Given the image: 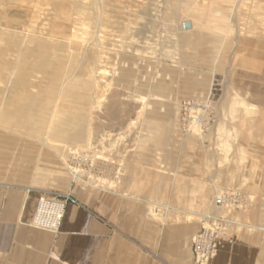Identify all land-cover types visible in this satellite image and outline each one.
Returning <instances> with one entry per match:
<instances>
[{"label":"rangeland","instance_id":"374dc122","mask_svg":"<svg viewBox=\"0 0 264 264\" xmlns=\"http://www.w3.org/2000/svg\"><path fill=\"white\" fill-rule=\"evenodd\" d=\"M0 183L75 206L86 264L131 217L264 241V0H0Z\"/></svg>","mask_w":264,"mask_h":264},{"label":"crops","instance_id":"0c3cea01","mask_svg":"<svg viewBox=\"0 0 264 264\" xmlns=\"http://www.w3.org/2000/svg\"><path fill=\"white\" fill-rule=\"evenodd\" d=\"M37 205V193L0 183V264H86L81 246L87 232L79 230L82 217L77 208L66 201L60 228L52 233L31 225ZM134 221V217L128 218L121 238L119 232H111L114 239L111 249L117 253L110 264L195 263L192 239L199 233L196 223L170 222L157 231L144 227L135 234L130 226ZM148 254H157L160 261L152 262L146 257ZM95 258L96 264H102V254H96ZM209 264H264V241L234 234Z\"/></svg>","mask_w":264,"mask_h":264},{"label":"built area","instance_id":"2783aa9c","mask_svg":"<svg viewBox=\"0 0 264 264\" xmlns=\"http://www.w3.org/2000/svg\"><path fill=\"white\" fill-rule=\"evenodd\" d=\"M235 196V194H229ZM223 193L219 201L216 200L218 208L230 210L233 206L229 202L231 196ZM232 198V197H231ZM65 202L60 199H47L41 197L38 201L36 213L31 225L37 229L58 232L64 218ZM224 226L212 224L209 228H204L193 239V252L195 254V264H208L219 251L220 241L223 239Z\"/></svg>","mask_w":264,"mask_h":264},{"label":"bare ground","instance_id":"6f19581e","mask_svg":"<svg viewBox=\"0 0 264 264\" xmlns=\"http://www.w3.org/2000/svg\"><path fill=\"white\" fill-rule=\"evenodd\" d=\"M33 8H36V6L34 5ZM197 126H198V122H194V124H193V128H194V130L197 128ZM218 201H219V200H218Z\"/></svg>","mask_w":264,"mask_h":264}]
</instances>
